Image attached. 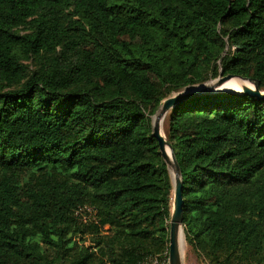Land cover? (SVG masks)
I'll return each instance as SVG.
<instances>
[{
    "label": "trees",
    "instance_id": "1",
    "mask_svg": "<svg viewBox=\"0 0 264 264\" xmlns=\"http://www.w3.org/2000/svg\"><path fill=\"white\" fill-rule=\"evenodd\" d=\"M220 74L264 91V0H0V264L167 261L151 117ZM164 122L186 242L264 264V98L195 93Z\"/></svg>",
    "mask_w": 264,
    "mask_h": 264
},
{
    "label": "water",
    "instance_id": "2",
    "mask_svg": "<svg viewBox=\"0 0 264 264\" xmlns=\"http://www.w3.org/2000/svg\"><path fill=\"white\" fill-rule=\"evenodd\" d=\"M231 77H238L240 79H244L250 82L248 79H245L240 76H236L233 74H220L218 77L215 78L214 83L211 86H218L224 83L226 80L230 79ZM252 87L248 85H242V89L240 92L242 93H249L258 98H264V91H260L255 84L250 82ZM200 93V92H199ZM195 93H177L175 95L169 96L165 98L158 110L155 112V117L152 123V131L151 135L157 140L159 151L164 158L165 162L168 165H171L173 169V200H172V210L169 220V235H168V253H167V264H181V256L178 244V237L181 231V226L183 224L182 220V195H181V180H180V171L179 166L172 152L166 138L161 133L160 128V121L165 116L166 112L176 104L177 101L183 100L188 98ZM166 147L169 149L171 160L169 159L166 153Z\"/></svg>",
    "mask_w": 264,
    "mask_h": 264
},
{
    "label": "rangeland",
    "instance_id": "3",
    "mask_svg": "<svg viewBox=\"0 0 264 264\" xmlns=\"http://www.w3.org/2000/svg\"><path fill=\"white\" fill-rule=\"evenodd\" d=\"M215 79L209 80L207 82H204L202 84H198L196 86L188 87L182 92L185 93H199V92H230V93H238L242 89V85H248L250 87L251 84L245 81L244 79H240L238 77H232L228 80H226L224 83L218 86H211L214 83ZM177 94V93H175ZM173 94V95H175ZM172 96V95H171ZM167 113V112H166ZM155 114V113H154ZM152 115V123L154 120L155 115ZM166 115V114H165ZM165 117V116H164ZM164 117L160 121V128H161V133L164 135V127H165V122H164ZM169 159L171 160L169 150L168 152L166 151ZM169 167V172L171 179L173 181V169L171 165H168ZM172 200H173V190H172ZM172 207V203H171ZM180 241H179V250H180V256H181V264H204V262L197 256L195 251L192 249V247L186 242L184 233H183V224L181 226V232H180Z\"/></svg>",
    "mask_w": 264,
    "mask_h": 264
},
{
    "label": "built area",
    "instance_id": "4",
    "mask_svg": "<svg viewBox=\"0 0 264 264\" xmlns=\"http://www.w3.org/2000/svg\"><path fill=\"white\" fill-rule=\"evenodd\" d=\"M77 212L78 214L82 215L83 219L93 215V210L90 207H79ZM143 264H167V261L165 259H158L156 257H152Z\"/></svg>",
    "mask_w": 264,
    "mask_h": 264
},
{
    "label": "bare ground",
    "instance_id": "5",
    "mask_svg": "<svg viewBox=\"0 0 264 264\" xmlns=\"http://www.w3.org/2000/svg\"><path fill=\"white\" fill-rule=\"evenodd\" d=\"M231 78H232V77H231ZM245 81H246V80H245ZM247 82H248V81H247ZM248 83H250V82H248ZM250 84H251V83H250ZM251 86H252V84H251ZM168 150H169V149L166 147V151H167V152H168ZM180 232H181V231H180ZM179 238H180V233H179V237H178V244H179V241H180ZM179 246H180V245H179Z\"/></svg>",
    "mask_w": 264,
    "mask_h": 264
}]
</instances>
